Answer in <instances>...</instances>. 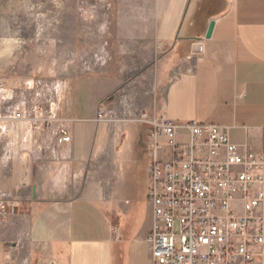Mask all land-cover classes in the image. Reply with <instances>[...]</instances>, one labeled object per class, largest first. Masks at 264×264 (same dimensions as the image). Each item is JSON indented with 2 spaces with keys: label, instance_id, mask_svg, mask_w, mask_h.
<instances>
[{
  "label": "crops",
  "instance_id": "0c3cea01",
  "mask_svg": "<svg viewBox=\"0 0 264 264\" xmlns=\"http://www.w3.org/2000/svg\"><path fill=\"white\" fill-rule=\"evenodd\" d=\"M83 1L108 8L107 44L119 60L147 64L153 116L226 127L240 152L264 157V0ZM129 68L93 75L92 100L62 107L55 132L9 124L0 141L14 145L0 146V191L14 207L0 215V264H152L147 186L138 192L125 181L147 135L124 124L130 132L110 137L102 122L100 102ZM59 126L70 142H56Z\"/></svg>",
  "mask_w": 264,
  "mask_h": 264
},
{
  "label": "built area",
  "instance_id": "2783aa9c",
  "mask_svg": "<svg viewBox=\"0 0 264 264\" xmlns=\"http://www.w3.org/2000/svg\"><path fill=\"white\" fill-rule=\"evenodd\" d=\"M7 98L0 84V138L7 121L49 128L50 111L38 116L39 105L11 106ZM142 116L150 125L152 264H264V157L240 152L226 127ZM70 138L67 127L57 128V143ZM13 207L10 195L0 191V215Z\"/></svg>",
  "mask_w": 264,
  "mask_h": 264
},
{
  "label": "rangeland",
  "instance_id": "374dc122",
  "mask_svg": "<svg viewBox=\"0 0 264 264\" xmlns=\"http://www.w3.org/2000/svg\"><path fill=\"white\" fill-rule=\"evenodd\" d=\"M111 20L108 8L94 1L0 0V84L6 88L8 105H39L42 111L38 116L50 111L53 119L49 129L55 132L63 122L62 107L92 100L93 75L110 65H122V69L130 68L123 72L118 88L100 102L105 104L104 128L110 137L112 130L126 134L129 129L133 135L141 132L146 136L150 125L142 115L146 120L153 117L147 107L154 100L152 78L147 76L146 63L126 61L124 53L119 60L107 44L105 24ZM114 106L121 109L116 121L119 125L111 117ZM5 124V134H11L10 121ZM7 145L11 148L14 143L0 141V146ZM146 145L139 142L132 174L126 173L125 181L134 182L138 192L147 186L150 155Z\"/></svg>",
  "mask_w": 264,
  "mask_h": 264
},
{
  "label": "water",
  "instance_id": "95a60500",
  "mask_svg": "<svg viewBox=\"0 0 264 264\" xmlns=\"http://www.w3.org/2000/svg\"><path fill=\"white\" fill-rule=\"evenodd\" d=\"M213 24H214L213 21H210V22H209L208 27H207V30H206V33H205V37H206V38L210 37V34H211V31H212Z\"/></svg>",
  "mask_w": 264,
  "mask_h": 264
}]
</instances>
